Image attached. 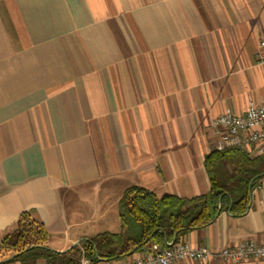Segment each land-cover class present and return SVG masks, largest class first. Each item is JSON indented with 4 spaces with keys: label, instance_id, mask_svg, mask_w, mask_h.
<instances>
[{
    "label": "crops",
    "instance_id": "0c3cea01",
    "mask_svg": "<svg viewBox=\"0 0 264 264\" xmlns=\"http://www.w3.org/2000/svg\"><path fill=\"white\" fill-rule=\"evenodd\" d=\"M262 39L264 0H0V242L28 212L64 253L118 233L130 187L207 194L210 121L264 103ZM247 198L180 241L264 244V176Z\"/></svg>",
    "mask_w": 264,
    "mask_h": 264
},
{
    "label": "trees",
    "instance_id": "16d2710c",
    "mask_svg": "<svg viewBox=\"0 0 264 264\" xmlns=\"http://www.w3.org/2000/svg\"><path fill=\"white\" fill-rule=\"evenodd\" d=\"M226 165L231 166L230 174ZM204 167L210 180L207 194L158 199L146 189L130 187L118 203L119 232L97 234L64 253L48 249L43 225L22 212L15 229L0 242V264H79L81 258L90 264L118 262L135 253H147L153 245L177 242L188 231L208 225L225 196L231 201L232 214L245 212L249 183L264 176V154L250 158L240 149L213 150L205 157Z\"/></svg>",
    "mask_w": 264,
    "mask_h": 264
},
{
    "label": "built area",
    "instance_id": "2783aa9c",
    "mask_svg": "<svg viewBox=\"0 0 264 264\" xmlns=\"http://www.w3.org/2000/svg\"><path fill=\"white\" fill-rule=\"evenodd\" d=\"M258 56L264 63V39L258 42ZM209 126L216 139L213 150L235 148L252 157L264 154V103L249 102L242 115L225 112L212 119ZM125 259L111 264H174L185 261L201 264L215 261L238 264L245 261H264V244L243 241L231 247L210 251L179 240L167 242L163 247L153 245L149 252L137 254L130 260ZM79 264L90 262L81 258Z\"/></svg>",
    "mask_w": 264,
    "mask_h": 264
},
{
    "label": "rangeland",
    "instance_id": "374dc122",
    "mask_svg": "<svg viewBox=\"0 0 264 264\" xmlns=\"http://www.w3.org/2000/svg\"><path fill=\"white\" fill-rule=\"evenodd\" d=\"M111 232H117V229H114L113 231H111Z\"/></svg>",
    "mask_w": 264,
    "mask_h": 264
},
{
    "label": "water",
    "instance_id": "95a60500",
    "mask_svg": "<svg viewBox=\"0 0 264 264\" xmlns=\"http://www.w3.org/2000/svg\"><path fill=\"white\" fill-rule=\"evenodd\" d=\"M74 246H75V245H74ZM74 246H72V247H74ZM72 247H71V248H72Z\"/></svg>",
    "mask_w": 264,
    "mask_h": 264
}]
</instances>
